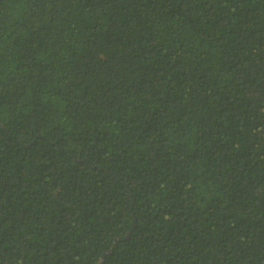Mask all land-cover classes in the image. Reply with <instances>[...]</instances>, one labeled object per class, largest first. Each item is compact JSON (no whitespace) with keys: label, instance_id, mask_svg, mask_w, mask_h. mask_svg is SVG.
<instances>
[{"label":"trees","instance_id":"1","mask_svg":"<svg viewBox=\"0 0 264 264\" xmlns=\"http://www.w3.org/2000/svg\"><path fill=\"white\" fill-rule=\"evenodd\" d=\"M0 264H264V0H0Z\"/></svg>","mask_w":264,"mask_h":264}]
</instances>
